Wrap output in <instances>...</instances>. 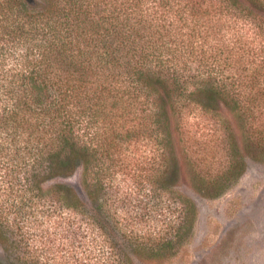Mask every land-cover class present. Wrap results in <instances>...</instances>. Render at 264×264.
Here are the masks:
<instances>
[{"label":"trees","instance_id":"obj_1","mask_svg":"<svg viewBox=\"0 0 264 264\" xmlns=\"http://www.w3.org/2000/svg\"><path fill=\"white\" fill-rule=\"evenodd\" d=\"M262 110L264 0H0V264L162 258L195 216L179 166L218 195Z\"/></svg>","mask_w":264,"mask_h":264},{"label":"rangeland","instance_id":"obj_2","mask_svg":"<svg viewBox=\"0 0 264 264\" xmlns=\"http://www.w3.org/2000/svg\"><path fill=\"white\" fill-rule=\"evenodd\" d=\"M253 116L254 124H264V110L262 113L254 111ZM138 147L143 148L140 144ZM250 149L244 169L213 197L200 193L198 185L190 177L191 170L179 166L175 190L193 203L195 216L191 223L185 225L187 232L181 240L174 238L173 246L165 251V256L147 259L143 255H135L132 256V264H264V142L251 144ZM137 156L138 153L134 154V157ZM141 170L149 172L151 169L140 168L134 172ZM199 171L207 176L209 172L221 173L225 170ZM127 179L115 180L123 196L128 193V187L124 186ZM60 181L71 184L82 196L78 172ZM141 194L142 191L138 196L135 193L130 195L139 199ZM144 201L152 210L149 214L151 220L145 225L158 228L163 227L165 220L162 219L176 220L172 214L169 215L172 207L165 202ZM159 211L168 217L155 214Z\"/></svg>","mask_w":264,"mask_h":264}]
</instances>
